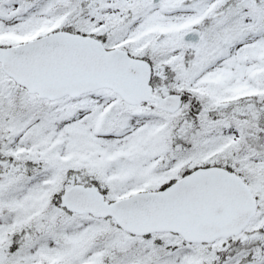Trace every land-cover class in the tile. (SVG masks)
I'll return each mask as SVG.
<instances>
[{"label":"snow or ice","instance_id":"obj_1","mask_svg":"<svg viewBox=\"0 0 264 264\" xmlns=\"http://www.w3.org/2000/svg\"><path fill=\"white\" fill-rule=\"evenodd\" d=\"M0 264H264V0H0Z\"/></svg>","mask_w":264,"mask_h":264}]
</instances>
